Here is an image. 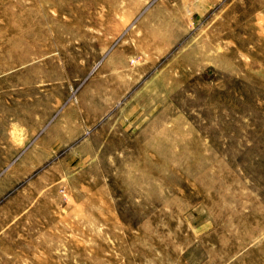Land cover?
<instances>
[{
	"label": "rangeland",
	"instance_id": "1",
	"mask_svg": "<svg viewBox=\"0 0 264 264\" xmlns=\"http://www.w3.org/2000/svg\"><path fill=\"white\" fill-rule=\"evenodd\" d=\"M0 264H264V0H0Z\"/></svg>",
	"mask_w": 264,
	"mask_h": 264
}]
</instances>
